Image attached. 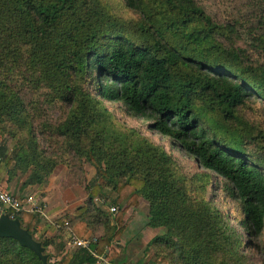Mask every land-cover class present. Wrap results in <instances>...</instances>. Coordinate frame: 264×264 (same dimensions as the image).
Returning a JSON list of instances; mask_svg holds the SVG:
<instances>
[{"label": "trees", "instance_id": "1", "mask_svg": "<svg viewBox=\"0 0 264 264\" xmlns=\"http://www.w3.org/2000/svg\"><path fill=\"white\" fill-rule=\"evenodd\" d=\"M258 1L248 17L252 21L245 22V49L238 46L234 27L213 21L195 0H121L139 15L127 29L100 0H0V134L27 133L9 154L0 146V186L7 184L21 154L32 155L37 186L52 172L51 163L39 161L32 117L21 94L25 81L34 79L48 103L69 109L57 135L99 177L75 218L58 221L71 224L79 239L89 229L101 227L106 234L110 228V236L90 246L97 256L115 262L111 245L126 230L127 208L120 206H134L142 197L149 205L148 226L166 230L147 244L164 253L161 260L256 264L252 255L261 253L258 240L264 230V164L234 143L223 144L217 133L244 126L238 112L250 97L264 103V0ZM103 102L119 103L128 116L151 121L149 130L168 138L206 172L187 177L163 149L137 141L138 133L128 140L107 129L101 122ZM104 186L116 194L112 204L118 208L110 218L92 201ZM217 190L237 203L241 230L215 207ZM6 215L35 236L40 215L11 210ZM39 240L53 264L49 247L54 241ZM96 262L89 251L77 248L56 263ZM0 264L41 262L4 238Z\"/></svg>", "mask_w": 264, "mask_h": 264}, {"label": "rangeland", "instance_id": "2", "mask_svg": "<svg viewBox=\"0 0 264 264\" xmlns=\"http://www.w3.org/2000/svg\"><path fill=\"white\" fill-rule=\"evenodd\" d=\"M104 3L111 14L118 18L125 25L126 29L139 19V15L133 10L127 9L121 0H100ZM258 0H195V2L204 10V12L212 18L213 21L220 24H230L237 31L238 46L247 49L249 44V35L245 22H251L249 16L252 15L254 2ZM256 13V12H255ZM257 14V13H256ZM253 55V54H252ZM256 56L253 55V59ZM30 80V79H29ZM25 81L21 88L23 100L29 108L31 119V131H34L38 152H41L39 161L51 163L53 165L51 175L44 183L45 186L52 184L55 191L62 188L65 197L73 196L72 210L67 213L68 220L75 218V213L78 209L84 208L87 205L89 192L99 177L96 175L94 167L87 162L85 158L79 159L70 151L65 143V140L57 135V126L64 123L69 114V109L59 103H48L45 97V89L35 87L34 79ZM102 112L104 118L101 119L102 124L107 128H111L118 134H122L127 139L133 138L134 133H138L137 141H147L152 146H157L169 154L175 161L179 173L190 177L196 174L205 173L198 164L191 158L184 156L171 145V141L149 130L151 121L144 119L132 118L127 115L125 109L119 103L103 102ZM239 117L243 121L244 126H233L227 128L226 131L217 133V139L227 145H238L246 153L251 155L253 159H258L264 164V103L259 97L252 96L239 109ZM108 131V130H107ZM135 133V134H136ZM27 138L25 130H15L5 135L0 134V146H3L9 154L16 143H24ZM33 160L32 155L26 156L21 154L17 156L11 165V174L8 182L0 188L14 195L12 188L15 190L26 191L19 198L25 199L28 196H34L43 209L41 197L42 193L36 188L33 182L35 177V168L30 161ZM42 175V172H39ZM206 196L210 195L208 187L204 188ZM212 194V193H211ZM116 199V194L112 187L104 186L103 191L92 201L95 207L101 210L108 218H110V208L118 206L112 203ZM68 200V199H67ZM215 207L229 218L231 225L238 230L242 215L237 203L227 197L222 190H217L213 197ZM121 208H127L124 216V224L126 230L121 234L119 242H113L111 247L116 253L115 262L122 264H170L169 259L161 260L164 253L152 246L147 248L148 242L154 237L164 236L166 230L163 228L152 229L148 226L149 221V205L140 197L136 205L127 207L122 204ZM9 211L0 203V215L6 214ZM65 216V215H64ZM63 216V217H64ZM59 217L60 219H67ZM92 219L88 218L90 222ZM93 221V220H92ZM71 225V224H69ZM95 225V224H94ZM71 228L67 226L65 228ZM89 238H100L105 235L110 236L112 231L105 233L102 228L89 229ZM34 238L38 241L39 238ZM70 238L67 237V242ZM259 245L261 247L260 254H253L252 260L256 264H264V230L259 237ZM73 251L77 247L72 246ZM69 252V251H68ZM62 253H64L62 251ZM53 255L52 262L57 264L58 257H61V251H57ZM108 262V261H107ZM111 264H116V263Z\"/></svg>", "mask_w": 264, "mask_h": 264}, {"label": "crops", "instance_id": "3", "mask_svg": "<svg viewBox=\"0 0 264 264\" xmlns=\"http://www.w3.org/2000/svg\"><path fill=\"white\" fill-rule=\"evenodd\" d=\"M37 187L38 191L43 194L41 200L43 203L44 215H40L39 223L34 227L35 237L50 240L52 242L54 241V245L49 247L51 255H56L55 253H57L58 250L59 252L61 251V255L67 253L68 251L73 252L76 249L71 251V249H73L71 247V243L69 241L67 242V237L70 238L71 236H74L72 233V227L65 228L67 226L58 223V221L61 220V217L64 215L66 216L67 213L71 212L73 207L71 205L73 202V196L69 198L65 197L62 188L55 191L52 184H48L46 187L36 185V188ZM12 191L17 197L18 195L26 192L24 189L19 191L15 190V188H12ZM89 233L90 232L87 231L81 239L89 238ZM62 251L64 253H62ZM96 264H98V261Z\"/></svg>", "mask_w": 264, "mask_h": 264}, {"label": "built area", "instance_id": "4", "mask_svg": "<svg viewBox=\"0 0 264 264\" xmlns=\"http://www.w3.org/2000/svg\"><path fill=\"white\" fill-rule=\"evenodd\" d=\"M0 203L13 213L26 212L43 215L42 206L37 202L34 196H28L25 199H21L0 188ZM115 211V207L110 208L111 213H114ZM65 226H67V224H65ZM70 239L72 246L89 251L90 254L97 259L98 264H110L103 257L97 256L95 251L90 250V246L96 242V239H78L75 236H71Z\"/></svg>", "mask_w": 264, "mask_h": 264}, {"label": "water", "instance_id": "5", "mask_svg": "<svg viewBox=\"0 0 264 264\" xmlns=\"http://www.w3.org/2000/svg\"><path fill=\"white\" fill-rule=\"evenodd\" d=\"M4 238L13 239L21 247L33 252L41 264H49V255L45 253L42 242L23 229L18 219L10 218L6 214L0 216V239Z\"/></svg>", "mask_w": 264, "mask_h": 264}]
</instances>
